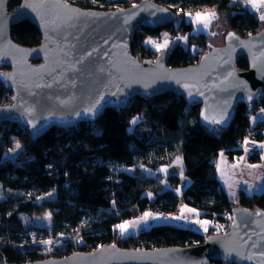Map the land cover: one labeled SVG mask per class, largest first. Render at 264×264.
I'll return each mask as SVG.
<instances>
[{
    "label": "trees",
    "instance_id": "1",
    "mask_svg": "<svg viewBox=\"0 0 264 264\" xmlns=\"http://www.w3.org/2000/svg\"><path fill=\"white\" fill-rule=\"evenodd\" d=\"M83 8L113 9L128 7L140 0H65ZM170 8L171 23L155 29L141 28L132 37L130 52L144 51L147 37L166 31L170 40L188 34L187 45L175 44L163 51L167 65L195 63L207 51L209 36L193 33L186 18L197 12H214L229 29L247 37L258 32L262 19L234 0H151ZM10 37L23 47L40 44L41 34L28 20L11 26ZM193 47V50L191 48ZM154 50V48H153ZM158 50H154L156 55ZM247 69L245 59L235 64ZM1 68V67H0ZM13 91L0 81V105L11 101ZM264 107V93L252 104H238L232 122L226 128L208 130L199 119V103L187 104L174 92L146 97L134 95L122 108H106L93 122L70 128L51 127L32 139L24 122L0 123V250L10 263H22L45 257H63L74 251H93L116 244L125 248H160L200 244L208 234L228 230L231 209L244 206L264 210V191L241 193L234 204L220 188L215 161L220 151L229 159L239 156L238 143L248 136L264 137V121L250 125V115ZM135 123H132L133 119ZM19 143L20 147L16 148ZM16 148L15 151L11 149ZM182 155L184 174L190 180L180 195L174 192L178 175H166L177 154ZM258 152L250 160L257 161ZM150 171L140 170L135 160ZM109 164L133 167V171L113 172ZM152 172H156V178ZM35 194L25 197V191ZM50 191L53 197L36 201ZM149 192L152 197L146 195ZM184 202L210 220L205 234L174 225L158 224L137 233L122 235L116 225L146 211L159 210L175 215ZM50 211L51 248L41 255L29 242L24 217ZM209 264H233L210 260Z\"/></svg>",
    "mask_w": 264,
    "mask_h": 264
},
{
    "label": "water",
    "instance_id": "2",
    "mask_svg": "<svg viewBox=\"0 0 264 264\" xmlns=\"http://www.w3.org/2000/svg\"><path fill=\"white\" fill-rule=\"evenodd\" d=\"M174 17L170 8L151 0L106 10L65 0H0V81L13 91L11 101L0 105V122H24L37 139L54 126L93 122L134 95L174 92L187 104L199 103V119L208 130L228 127L238 104H252L264 93V22L247 37L229 29L222 45L208 44L185 66L167 65L163 51L153 61L130 54L137 28L155 29ZM22 20L37 27L39 45L23 47L12 40L11 26ZM239 59L247 61V69L237 70ZM97 100L96 109L85 111ZM213 259L264 264V210L233 207L228 230L195 245L108 244L22 263L7 262L0 250V264H209Z\"/></svg>",
    "mask_w": 264,
    "mask_h": 264
},
{
    "label": "crops",
    "instance_id": "3",
    "mask_svg": "<svg viewBox=\"0 0 264 264\" xmlns=\"http://www.w3.org/2000/svg\"><path fill=\"white\" fill-rule=\"evenodd\" d=\"M254 2L255 7L253 6L252 2H249V0H237V3L243 4V6H245L251 13L256 16H260L259 12L264 9V2H262V0H254ZM195 15L196 13L194 14V17ZM211 23L212 20L209 22L208 27L205 28L203 27V24H198L195 22V27L193 25V33L208 35V44L222 45L224 34L229 30V28L225 22H222L219 28L216 29V31H212ZM191 50H193V47L191 48ZM262 110H264V107L256 109L250 115L251 126H255L258 122L264 121V111ZM254 148L259 155L257 161L250 160L251 152L247 150L242 151L239 156H235L233 159H229L225 151L222 150L218 153V156L215 161L216 178L219 182V186L225 192L227 197L236 205L238 204V199L241 193H244L246 195H253L257 193H262L264 191V137L260 140H255ZM177 157L180 158L179 163H177ZM167 167L168 173L166 175H178L180 177V180L182 179V177L185 176V166L182 159V155L180 153L175 156V158ZM189 183L190 180H188L186 186H188ZM173 190L177 194L175 188ZM181 192L182 191H180L178 194L180 195ZM146 212L152 214V212L150 211ZM152 216L154 215L152 214ZM155 217H159V219H152L151 217L148 218L146 228L152 225L167 224L188 228L195 232L205 234L207 231L205 230V227L206 229H208L210 225L209 219L200 218L198 214L191 217H186V219H174V217L178 216L170 214L168 216ZM196 220L208 221L209 223L206 226H202L201 224L195 223ZM127 234H132V232L128 231V233L126 232L123 235Z\"/></svg>",
    "mask_w": 264,
    "mask_h": 264
},
{
    "label": "rangeland",
    "instance_id": "4",
    "mask_svg": "<svg viewBox=\"0 0 264 264\" xmlns=\"http://www.w3.org/2000/svg\"><path fill=\"white\" fill-rule=\"evenodd\" d=\"M237 2V0H234ZM120 7V6H119ZM260 17L264 16V9H262L260 12ZM186 18L189 19L194 27H195V22H194V15L189 16L186 15ZM215 21V22H214ZM222 22H225L222 18H219L218 16H215L214 19H212V31H216V29L219 28L220 24ZM264 20H262L261 23H263ZM187 38H188V34H184V35H178L175 38H173L172 40H170V36L167 34L166 31H162L158 36L156 37H147L145 42L147 44H149L150 46H152L154 48V50H157L155 45H163L165 43V41H167V46L164 48H161L160 50H166L167 48H172L175 44H181L183 46H185L187 43ZM151 41V42H150ZM133 123V121H132ZM141 160L142 159H136V165H138V167L140 168V170L146 172L147 174L150 173V171L146 168H142L144 167L143 165H141ZM142 166V167H140ZM109 168L110 170H112L113 172H117V171H126L128 173L133 171V167L130 168H125L121 165H117V164H109ZM161 172L164 174L168 173V167L167 166H163L160 168ZM153 176L156 178L157 174L156 172H152ZM189 178L187 176L182 177V179L180 180L179 184L175 187V191L177 192V194L182 191L183 189H185L187 186V182H188ZM177 189H179V191H177ZM35 192L28 190L25 191L24 196L25 197H30L31 195H34ZM146 195L152 197V195L149 192L145 193ZM54 192L50 191L48 193H45L43 195L37 196L36 201H40L42 199H47V198H51L53 197ZM179 195V194H178ZM188 209H194L193 207L188 206L187 204H185L183 201L180 203V208H179V212L177 214H175V216L177 215L179 216H184V217H191L194 216L196 214H198V211L195 209L194 212L188 211ZM196 213V214H194ZM143 215H139L135 218L130 219L129 221H136L138 220L140 217H142ZM26 228V233L29 236V242L35 246V250L41 254V255H46L49 252V249L51 248V243L45 244L43 243V241H52L51 238V215H50V211H46L45 213L41 214V215H33L31 217H24L23 219ZM146 222H141L140 224H138L136 227L134 228H129L128 231L132 232V233H137L138 231L145 229L147 227ZM120 231V230H119ZM127 231V233H128Z\"/></svg>",
    "mask_w": 264,
    "mask_h": 264
},
{
    "label": "snow or ice",
    "instance_id": "5",
    "mask_svg": "<svg viewBox=\"0 0 264 264\" xmlns=\"http://www.w3.org/2000/svg\"><path fill=\"white\" fill-rule=\"evenodd\" d=\"M249 2H252L253 6L255 7L254 0H249ZM262 2H264V0H262ZM214 18H215V13L214 12H205V13L197 12L196 15H195L194 22H196L198 24H203V27L207 28L209 22L212 19H214ZM261 19L264 20V16H261ZM229 35L231 36L232 34L230 33ZM155 46H156L157 50L159 51L161 48H164V47L167 46V41H165V43L163 45H155ZM99 104H100V101L97 100V101H95L94 104H92V106L90 108L86 109L85 111L92 112L94 109L97 108V105H99ZM262 111H264V110H262ZM205 118L207 119V117H205ZM136 119L137 118L133 119V123L136 122ZM214 122L215 123H220V121H218V120L214 121ZM245 143H247V140L245 141ZM19 147H20V145H19V143H17L16 144V148H19ZM16 148L11 149V151H15ZM179 162H180V158L177 157V163H179ZM253 167H255V166H253ZM177 191H179V189H177ZM188 211L194 212L195 209H188ZM149 217H151L152 219H159V217L152 216L151 213L145 212L143 214V216L140 217L138 220H136V221H124L123 223H121L119 225H116L115 227H117L120 230L121 234L123 235L124 233H126L128 231L129 228H134L138 224H140L141 222H146ZM174 219H186V217L179 216V217H174ZM195 223L201 224L202 226H206L209 222L208 221L196 220ZM205 230H207L206 227H205ZM43 243L48 244V243H52V241H43Z\"/></svg>",
    "mask_w": 264,
    "mask_h": 264
},
{
    "label": "built area",
    "instance_id": "6",
    "mask_svg": "<svg viewBox=\"0 0 264 264\" xmlns=\"http://www.w3.org/2000/svg\"><path fill=\"white\" fill-rule=\"evenodd\" d=\"M115 8H121V7H119V6L113 7V9H115ZM139 29H141V28H137L136 30H139ZM130 54L134 58H136V59H138L140 61L141 60H150V61H153L155 59V56H156L155 53H154L153 47L150 46V45L148 47L144 48V51H142V50L134 51V52H130ZM0 138H1V135H0ZM246 140H247V143H245ZM255 140L256 139L253 136H248V137L244 138L243 140H241L238 143L237 148L241 149L242 151L247 150V151L251 152V154L256 153L257 151L254 148V142H255ZM152 214L154 216H168L169 215L167 212H162V211H159V210H154L152 212ZM141 248L144 249L145 247L139 246L136 249H141Z\"/></svg>",
    "mask_w": 264,
    "mask_h": 264
}]
</instances>
